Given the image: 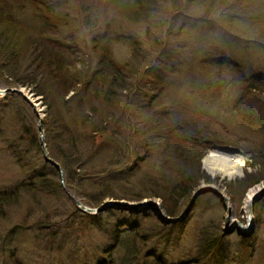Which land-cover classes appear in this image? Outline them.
Masks as SVG:
<instances>
[{"label": "rangeland", "instance_id": "374dc122", "mask_svg": "<svg viewBox=\"0 0 264 264\" xmlns=\"http://www.w3.org/2000/svg\"><path fill=\"white\" fill-rule=\"evenodd\" d=\"M3 1L17 29V37L9 36L24 51L17 60L8 50L0 54V89L20 90L27 100L0 95V191L19 186L17 200L0 217V264H96L113 227L124 222L150 233V246L168 264L196 258L264 264V179L258 181L264 177V130L232 110L241 89L264 87V0H42L54 28L45 37L80 83L66 97L59 80L36 79L33 67L20 64L39 38L41 21L31 2ZM117 36L131 38L135 48ZM106 41L122 83L110 100L92 101L85 77L96 69L95 44ZM40 90L45 96L36 94ZM93 105L96 114L85 116ZM102 115L111 118L100 134L92 127L105 125ZM190 145L201 148L200 170L211 180L194 190L210 187L222 200L202 194L181 225H167L146 206L164 215L154 196L193 167ZM62 158L78 169L71 189ZM87 181L104 187L100 205H114L96 214L79 210L74 202L96 209L78 195L99 198ZM25 184L34 192L26 194ZM248 192L249 214V202L243 210ZM213 239L218 251L202 253L201 245ZM121 255L119 249L112 258Z\"/></svg>", "mask_w": 264, "mask_h": 264}, {"label": "trees", "instance_id": "16d2710c", "mask_svg": "<svg viewBox=\"0 0 264 264\" xmlns=\"http://www.w3.org/2000/svg\"><path fill=\"white\" fill-rule=\"evenodd\" d=\"M28 1L31 2L33 9L37 13L35 14L36 18L41 21L39 25L40 31L38 40L32 42L34 48L30 49L29 53H27L28 55H23L21 57L23 58V61H21L20 64L25 63L27 65L24 68L25 70L33 67L30 70V73H33V76L36 79L39 76L46 75L54 80H59L61 87L66 89L64 90V93L61 94L62 97H66L69 93L74 95L76 88L78 87L77 85L80 84L79 80L77 76L74 78L69 73L67 69L68 60L63 58V56L59 53V48L51 44L52 41L50 38L45 37L46 33L54 30L51 24V12L42 0ZM6 5L7 4L3 0H0V54L3 51L8 50V58L14 57L15 60H17L18 55L20 53L23 54L24 49H22V45L19 41L16 39L11 40V37L9 36L10 34L16 35L17 29H15V25L12 24L13 16L9 11V6ZM6 8L8 11L5 10ZM114 40L119 41L122 45H125L129 49L135 48V43L131 38L117 36ZM95 45L97 57L99 59L96 64L95 71L88 77H85L86 84L84 89L85 91L91 93L89 95V99L91 98L92 101L97 100L99 96L105 98L106 100H110L115 93L114 90L117 89L120 83H122V69L120 67H116L111 58V44L109 41H106L103 46H98L97 44ZM33 54H35V56H33ZM7 63L11 66L12 63L16 65V61ZM27 85L28 84L26 83L21 84L22 87ZM253 85L254 88H244L240 90L238 97L232 104V110L238 118L244 120L247 125L251 127L255 125L264 130V87L258 86L257 83ZM36 94L38 96H45V93L41 92V90L37 91ZM72 95L69 98H71ZM46 105L49 106L48 103ZM87 110L88 113L85 114V116L89 115L90 117L96 114L97 108L93 105L87 107ZM101 117L99 120L100 122H104L103 124L108 123L111 118L109 115H102ZM92 128L95 130L94 132L100 134H103L109 129L106 124L101 125V127L98 126L97 128L93 126ZM107 141L108 137H106V142ZM188 147L189 148L186 150L187 157L189 158L188 161L190 165L193 164V167H191L189 171H186L183 179H181L172 188H164L163 194H157L154 196L159 199L164 215L169 218H175L180 215L182 202L186 201L190 197L200 181L204 183H210L211 181L209 176L205 173L202 174V171L200 170L199 161L203 155L201 153V148H197V145H190ZM60 162L62 164L61 168L65 173V182L68 188L71 189L77 180V175L74 174L73 169H78L75 167V164L66 160V158H62ZM263 179L264 177L262 176L258 181ZM87 184L96 189L95 191L99 198H97V200H90L85 193L78 194L79 198H86L89 207L98 208L104 199V187L91 181H87ZM18 188L19 186H16L15 189L0 191V217L3 216L4 207L15 203L17 200L16 190ZM22 188L26 191V194L34 192L28 184H25ZM85 216L88 217L87 215ZM182 223L183 221L178 222L175 225L178 226ZM119 226H121V228H119ZM141 228L142 227L138 226L135 222H124L120 225H115L110 235L112 242L101 248L100 259L96 261V264H168L165 261L162 252H159L156 246H150L152 235L148 232L144 233ZM213 243L216 244L214 245ZM218 244V240L213 239L207 244L201 245L203 249L202 253L211 256L210 254H212L214 250L218 251ZM119 249L122 250V255L119 256L118 259L112 258V253ZM219 253L221 254V252ZM214 257L216 258L217 255H214ZM177 264L202 263L198 260V258H196L184 260Z\"/></svg>", "mask_w": 264, "mask_h": 264}, {"label": "water", "instance_id": "95a60500", "mask_svg": "<svg viewBox=\"0 0 264 264\" xmlns=\"http://www.w3.org/2000/svg\"><path fill=\"white\" fill-rule=\"evenodd\" d=\"M6 93H11V94H15L17 96H20L23 100H27V98L21 94L20 90L17 89H0V95H4ZM32 106V105H31ZM36 130L39 134V137L41 138V128H40V120H38L37 125H36ZM42 140V139H41ZM41 146L44 147V145L41 143ZM44 157V161L46 163H48L50 166H52L56 171H60V168L53 163L52 161H50L48 158L45 157V154H43ZM205 193H212L216 196H218L220 198V196L210 187H205V188H198L195 191L192 192L189 202L188 204L185 206L184 210L180 213L179 216L175 217V218H169V217H165L164 215H161L158 210H156V208L152 205V204H147L146 207H148V209L150 210V208H153V214L160 220L162 221L164 224H176L178 222H181L184 220V218L186 217V215L190 212L191 208L193 207L195 200L198 196L205 194ZM222 200V198H220ZM253 201L249 202L248 206H247V211L248 214L250 212L251 206H252ZM74 204L77 206V208L79 210H81L82 212L91 214H96L99 212H103L105 210H107L108 208L112 207L114 204L112 203H105L103 205H100L98 208H96L95 210H90L87 207H84L82 205H80L78 202H74ZM222 207L225 208V205L222 204Z\"/></svg>", "mask_w": 264, "mask_h": 264}, {"label": "bare ground", "instance_id": "6f19581e", "mask_svg": "<svg viewBox=\"0 0 264 264\" xmlns=\"http://www.w3.org/2000/svg\"><path fill=\"white\" fill-rule=\"evenodd\" d=\"M24 93L26 94V92H24ZM204 165H205V168H206L207 170H209V171L211 170L210 167H208L206 164H204ZM250 198H251V193L248 192V193L246 194L245 199H244V202H243V210L246 208V205H247V203L249 202Z\"/></svg>", "mask_w": 264, "mask_h": 264}]
</instances>
